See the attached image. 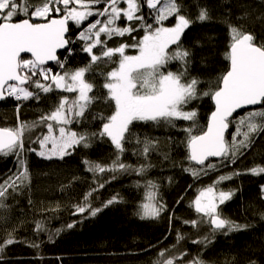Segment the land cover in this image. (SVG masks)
I'll use <instances>...</instances> for the list:
<instances>
[{
    "label": "snow or ice",
    "instance_id": "6c2138e0",
    "mask_svg": "<svg viewBox=\"0 0 264 264\" xmlns=\"http://www.w3.org/2000/svg\"><path fill=\"white\" fill-rule=\"evenodd\" d=\"M208 19L204 8L195 21L186 16L178 0H0V101L8 97L19 102L39 101L42 94L49 93L58 97V102L37 120L20 122L18 115L17 126L0 127V155L20 157L26 150L27 139V151L46 160H63L81 145L88 148L92 138H106L114 147L111 163L84 160L86 171L94 176L123 172L141 177L146 191L137 214L142 220L159 219L167 208L159 198L158 185L146 178L151 165L141 163L134 167L121 159L133 138L138 145L134 155L147 160L155 150L157 141L135 136L133 128L137 123L178 128L177 121L190 122L181 130L185 134L184 158L188 161L184 171L194 178L217 170L218 164L235 163L252 146L255 136L264 132V41L244 31V25H228L229 39L223 54L227 64L215 78L203 81L189 72L191 51L183 46L181 37L194 22ZM260 19L264 23V17ZM71 25L79 29L77 38L83 42L82 51L90 60L83 67L66 69L58 50L72 55L69 45L74 41L68 36ZM124 37L130 38L131 43L114 40ZM110 40L117 46L110 47ZM50 62L60 71H53ZM98 62L115 65L107 73H101L105 91L99 95L94 93L96 85L88 76ZM173 63L177 64L176 71L168 67ZM204 97L213 102L214 108L206 126H201L195 107L188 109V105ZM98 101L106 105L108 115L90 111ZM21 106L17 104V114ZM241 109L246 110L243 115L234 116ZM89 119L99 121L97 131H78L72 127ZM232 126L234 131L229 132ZM36 129L40 131L33 136ZM33 144L38 148L31 147ZM209 158L218 159L213 162ZM18 164L20 170L0 183V199L6 198L9 189L15 191L18 182L29 179L26 161L19 159ZM246 172L262 175L264 165ZM239 174L219 176L212 185L201 189L190 205L199 218L182 223L196 229L207 223L213 234L224 235L245 228L220 215L219 206L230 200L233 193L216 188ZM105 182L85 194L86 203L76 206L74 215L90 210L89 214L96 216L102 211L101 207L92 208L89 198ZM261 191L264 192V185ZM116 202L114 196L103 207ZM67 227L72 228L73 224ZM46 230L49 240L61 231L46 229L44 221L35 223V233ZM14 232L15 229L9 231L0 243V252L17 242ZM184 239L177 230L172 248ZM207 239L191 242L204 244ZM30 246L39 247L36 243ZM170 252V248L161 249L153 264H204L199 256L186 260L187 251L169 255Z\"/></svg>",
    "mask_w": 264,
    "mask_h": 264
},
{
    "label": "trees",
    "instance_id": "16d2710c",
    "mask_svg": "<svg viewBox=\"0 0 264 264\" xmlns=\"http://www.w3.org/2000/svg\"><path fill=\"white\" fill-rule=\"evenodd\" d=\"M178 3L183 14L194 21L201 8L210 17L204 22H194L181 37L183 46L191 51L190 74L203 81L215 78L227 64L223 54L228 44L229 24L237 27L244 25V31L253 33L258 41H264V23L260 19L264 17V0H178ZM78 31L71 25L69 37L74 43L69 47L73 49L72 55L67 56L65 51L59 54L65 60L66 69L83 67L90 60L88 54L82 51L83 42L77 38ZM121 39L131 43L128 37L114 38L117 42ZM108 45L117 46L112 40L108 41ZM96 51L98 49H94ZM114 66L103 62L92 66L88 76L96 85L93 91L97 95L105 91L102 89L101 73H107ZM50 67L53 71H60L56 64ZM168 67L172 71L177 70L176 63ZM57 102L55 93L42 94L39 101L19 102L8 97L0 103V127L17 126L18 115L20 122L35 121ZM17 104H22L19 114ZM193 107L199 124L206 126L213 110L211 100L207 97L194 100L188 109ZM90 111L93 114H109L102 101L94 103ZM189 123L177 121L178 128L151 122L137 123L133 128L135 136L157 141L155 150L150 152L147 160L134 155L138 145L133 138L121 157L134 167L141 163L151 165L146 178L158 185L159 198L167 208L155 220H142L137 214L146 191L141 177L123 172H105L94 176L86 171L84 160L105 165L111 163L114 147L106 138H92L88 148L81 145L63 160H46L35 152L27 151V139L26 150L20 157L0 155V183L20 170L19 159L26 161L29 171L28 180L18 182L15 191L9 189L6 198L0 199L3 205L0 207V243L12 229H15L17 240L0 252V264H153L157 253L164 248L171 249L169 255L187 251L189 256L185 257L186 260L199 256L204 264H264V192L261 191L264 174L253 176L246 172V169L264 165V132L255 136L252 146L244 150V155L235 163L227 166L218 164L217 170L194 178L190 172L184 171L188 161L184 158L186 149L182 142L185 141V134L181 128ZM98 124V120L89 119L72 127L91 132L98 130ZM39 131L36 129L33 136ZM233 131L234 126L229 128V132ZM31 147L38 148V145ZM233 172L240 174L216 185L218 190L233 193L230 200L219 206V212L223 218L246 227L224 235L222 232L213 234L207 223L199 229L183 224L184 220L199 218L194 208L190 207L197 193L212 185L219 176ZM113 175L115 179H111ZM103 181H107L104 187L93 192L89 198L92 208L101 207L102 211L96 216H91L90 210L74 215L76 206L86 203L85 194ZM114 196L118 202L103 207ZM37 221H44L46 229L61 231L49 240L47 230L39 234L33 231ZM68 224H73V227L68 228ZM177 230L185 239L172 248L176 244ZM205 237L208 239L204 244L191 242ZM32 243L39 247H31Z\"/></svg>",
    "mask_w": 264,
    "mask_h": 264
},
{
    "label": "water",
    "instance_id": "95a60500",
    "mask_svg": "<svg viewBox=\"0 0 264 264\" xmlns=\"http://www.w3.org/2000/svg\"><path fill=\"white\" fill-rule=\"evenodd\" d=\"M68 36H69V33H68ZM65 50H58V55L59 54H61V53H63ZM53 64H55L54 62H50V66L51 65H53ZM7 99V98H6ZM5 99V100H6ZM5 100H3V101H0V103H2V102H4ZM212 102V101H211ZM212 106H213V108H214V105H213V102H212ZM246 110H244V109H241V110H238V113H234V116L235 115H237V114H239V113H242V112H245ZM209 118V117H208ZM208 121V120H207ZM210 160H217L218 158H209Z\"/></svg>",
    "mask_w": 264,
    "mask_h": 264
},
{
    "label": "rangeland",
    "instance_id": "374dc122",
    "mask_svg": "<svg viewBox=\"0 0 264 264\" xmlns=\"http://www.w3.org/2000/svg\"><path fill=\"white\" fill-rule=\"evenodd\" d=\"M72 26H74L75 27V25H72ZM199 194V192L197 193V195Z\"/></svg>",
    "mask_w": 264,
    "mask_h": 264
},
{
    "label": "flooded vegetation",
    "instance_id": "af4514ba",
    "mask_svg": "<svg viewBox=\"0 0 264 264\" xmlns=\"http://www.w3.org/2000/svg\"><path fill=\"white\" fill-rule=\"evenodd\" d=\"M70 34V33H69Z\"/></svg>",
    "mask_w": 264,
    "mask_h": 264
}]
</instances>
